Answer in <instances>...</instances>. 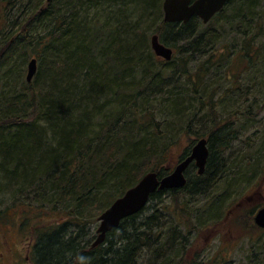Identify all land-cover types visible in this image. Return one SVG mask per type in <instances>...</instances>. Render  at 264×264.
Here are the masks:
<instances>
[{"label": "trees", "instance_id": "16d2710c", "mask_svg": "<svg viewBox=\"0 0 264 264\" xmlns=\"http://www.w3.org/2000/svg\"><path fill=\"white\" fill-rule=\"evenodd\" d=\"M259 2L229 0L204 25L197 18L186 24L163 22L160 0H0V198L7 196L0 224L17 222L29 233L30 263L138 264L152 245L159 243L162 250L165 235L154 225L155 215L137 223L146 206L121 221L94 249L93 233H84L83 226L145 174L165 176L167 150L176 134L204 138L196 133V123L211 127L205 137V172L190 179L188 171L182 189L157 190L148 203L168 195L170 203L163 210L176 226L165 245L178 237V226L187 231L182 205L194 194L213 189L201 210L207 205L212 216H221L231 172L226 167L227 176L219 179L222 173L212 167L225 166L219 152L237 140L228 121L239 114H220L229 100L231 108L241 104L235 101L241 98L242 76L264 66V11L259 12ZM115 7L120 11L113 21L103 22ZM92 11L96 17L90 16ZM145 25L147 31L139 35ZM148 30L173 49L171 61L156 58L143 42ZM233 33H240L238 44L230 38ZM216 45L221 50H214ZM32 59L37 71L28 83L25 64ZM41 59L46 60L42 68ZM223 59L233 64L228 65L229 90L220 95L206 81ZM169 80L172 89L166 92L162 89ZM247 116L258 113L249 110ZM173 124L180 127L175 134ZM262 129L257 145H248L257 149L256 160L264 157ZM256 172L264 174L263 162L252 175ZM206 179L207 187L200 183ZM258 208L255 204L244 213L248 220ZM179 237L177 256L186 242Z\"/></svg>", "mask_w": 264, "mask_h": 264}, {"label": "rangeland", "instance_id": "374dc122", "mask_svg": "<svg viewBox=\"0 0 264 264\" xmlns=\"http://www.w3.org/2000/svg\"><path fill=\"white\" fill-rule=\"evenodd\" d=\"M160 2H162V0H160ZM259 3V12L261 13L264 11V0H260ZM118 11H120V9L115 7L112 12L107 14V17H104V20L103 18L101 20H103V22L107 20L111 23ZM90 16L96 17L97 13L92 11L90 12ZM144 27L145 29L142 32V28L139 27L140 30L137 31L139 35L147 31L148 25ZM148 31H150V33L146 34V40L143 42L150 48L149 39L152 31ZM239 34L240 33H233L230 36L231 39L235 40L236 44L239 43ZM216 46L214 50H221V45ZM145 52H147V50H145ZM213 61L218 63L215 60ZM28 62L29 60L26 62V66ZM195 63L196 60L189 64V66L195 67ZM45 64L46 60L41 59L40 67L42 68ZM232 64L233 62L230 64V59L227 63L224 62L223 59L219 66L215 65L212 72L209 73L206 86L213 91L218 90L220 95H223L224 91L229 90L226 89L230 86L227 77L231 74L230 66ZM228 65L230 66L228 67ZM190 69L192 71V68ZM224 71H226L227 76H224ZM172 80H169L165 85V89L162 90L168 92L169 89H172V87L168 85ZM241 83L240 86L242 87L241 91L243 93L241 92V98L235 101L241 104L231 108L229 106L231 100H229L226 105L227 108L220 114V117L230 112H237V115L239 114V119L236 118L233 120L234 116H232L230 117V121H228V123L234 124L237 140L231 142L229 150L224 153L219 152V160L225 166L212 167V171L222 173L219 179L224 175L227 176L225 174L226 167L228 168V172H231L228 173V181L230 184L227 185L228 195L225 198L226 202L222 206L221 216H212L207 205L201 210V207L207 202V195L213 192V189L194 194L191 198H188L185 206L182 205L184 210L182 211V217H184L183 222L186 225L187 231H185L182 226H178L177 232L179 231L178 233H180L178 237L174 239L175 241H171L172 243L170 242L169 245H165L167 241H170L168 235L172 233L171 229L176 226L175 221L163 210L164 207L169 206L170 200L167 198V195L164 196L159 203L155 201L152 203L149 202L143 210L142 215L137 220V223L143 221V218L147 219L154 214V225H156L157 228H159V226L161 227L165 238L162 239L161 242L163 244L162 250L158 248L160 247L159 243L157 245H152L150 249L144 250L142 255H140V259H138L139 262L137 261L138 264H264V231L259 230L254 225L253 219L251 218L248 220V216L244 214L245 212L249 213V209L255 204L260 207L264 206V174L261 175V173L256 172L255 175H252L260 162H263L264 165V157L261 156L256 160L258 156L256 155L257 149L249 147L252 144H254V146L257 145L258 142H254L258 139V136H261L260 133L263 130L262 128H264V110H258L259 107H264V66H255L252 71H249L247 76H242ZM245 99L247 102L244 101ZM249 110L253 115L254 113H258V116H247ZM219 112L220 110L217 109L216 115H218ZM157 118L159 119V116ZM197 124L198 123H196V133H204L201 135H205V138L207 133H210L211 127L205 128L202 126L203 128H201ZM173 125L175 126L173 127L175 130L173 128L172 130L175 131L173 132V134H175L180 127L176 124ZM185 136L192 137V143L188 142L189 138L187 137L186 139ZM175 139L176 141L172 143L167 150V159L169 160L168 168L170 169L179 161L185 150L191 148L198 137H194L189 133L186 134L183 131L176 134ZM246 139H249L248 143H244ZM247 157L251 158L252 161L249 162ZM219 160L216 159V162ZM237 172L240 174L233 175V173ZM219 173H216L215 176H219ZM188 175L191 179L193 175H196V169L194 167L189 169ZM232 177H235V179L239 177L240 180L238 182H233L231 180ZM202 182L205 187L209 185L207 179L205 181H200V183ZM216 182L218 183V180ZM223 185V182L219 183V186L214 189V192ZM191 188L196 189V186H191ZM3 199H5L4 202L6 203L7 196H4ZM3 199L0 198V211L4 209L5 203L2 202ZM184 200L185 199L182 200V203H184ZM96 212L97 211H92V213ZM88 218L92 220L84 224V233L91 232L93 233L92 237H94L99 223L97 218L93 219V216ZM203 218H206V220H203ZM73 229L75 228L70 227V230ZM179 236L185 237L186 242L181 253L177 256L176 253L180 247L178 242L180 240ZM112 240L113 242L117 240V236ZM30 242H32V240L29 238V233L25 230H21L20 224H17V222L14 223L9 221L7 224H0V253L3 252V247L7 246L23 257L26 254V249L27 246L30 245ZM105 245L106 244H104V247ZM6 262H8L6 257L0 260V264H6ZM24 262L23 260L22 263ZM28 264L33 263L28 262Z\"/></svg>", "mask_w": 264, "mask_h": 264}, {"label": "water", "instance_id": "95a60500", "mask_svg": "<svg viewBox=\"0 0 264 264\" xmlns=\"http://www.w3.org/2000/svg\"><path fill=\"white\" fill-rule=\"evenodd\" d=\"M228 0H163L162 11L165 23H187L191 18L198 17L206 24L218 13ZM150 47L155 56L165 61H170L173 55L172 49L159 41L157 35L150 37ZM36 60L32 59L27 68L26 81L31 82L36 74ZM209 156L206 139L195 142L187 157L180 160L173 171L166 176L159 177L156 173L145 174L134 186L129 188L121 197L98 217L96 238L91 248L94 249L104 243L106 236L115 230L120 222L128 217L138 214L148 203L150 196L157 190H177L186 185L185 172L190 164L194 163L197 174L202 175ZM254 223L264 229V208L257 211Z\"/></svg>", "mask_w": 264, "mask_h": 264}, {"label": "flooded vegetation", "instance_id": "af4514ba", "mask_svg": "<svg viewBox=\"0 0 264 264\" xmlns=\"http://www.w3.org/2000/svg\"><path fill=\"white\" fill-rule=\"evenodd\" d=\"M8 262H6V264H28L30 257H29V250L27 251V253L22 257L20 254H18L17 252L12 251L9 247L4 246L3 247V252L0 253V260L5 259ZM25 261L24 263H22V261Z\"/></svg>", "mask_w": 264, "mask_h": 264}, {"label": "clouds", "instance_id": "9594fccd", "mask_svg": "<svg viewBox=\"0 0 264 264\" xmlns=\"http://www.w3.org/2000/svg\"><path fill=\"white\" fill-rule=\"evenodd\" d=\"M81 259H83V257H81Z\"/></svg>", "mask_w": 264, "mask_h": 264}, {"label": "bare ground", "instance_id": "6f19581e", "mask_svg": "<svg viewBox=\"0 0 264 264\" xmlns=\"http://www.w3.org/2000/svg\"><path fill=\"white\" fill-rule=\"evenodd\" d=\"M115 200H116V199H115ZM115 200H114V201H115Z\"/></svg>", "mask_w": 264, "mask_h": 264}]
</instances>
